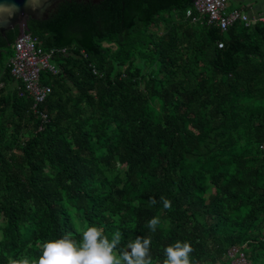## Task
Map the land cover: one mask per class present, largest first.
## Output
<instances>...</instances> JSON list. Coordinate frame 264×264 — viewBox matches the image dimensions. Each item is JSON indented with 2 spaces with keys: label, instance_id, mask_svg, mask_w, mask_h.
<instances>
[{
  "label": "trees",
  "instance_id": "obj_1",
  "mask_svg": "<svg viewBox=\"0 0 264 264\" xmlns=\"http://www.w3.org/2000/svg\"><path fill=\"white\" fill-rule=\"evenodd\" d=\"M193 1L64 0L29 19L65 50L37 111L3 60L18 30L0 33V264L90 226L121 247L150 237L153 264L177 240L191 264H231V246L264 259V24L221 31Z\"/></svg>",
  "mask_w": 264,
  "mask_h": 264
},
{
  "label": "clouds",
  "instance_id": "obj_2",
  "mask_svg": "<svg viewBox=\"0 0 264 264\" xmlns=\"http://www.w3.org/2000/svg\"><path fill=\"white\" fill-rule=\"evenodd\" d=\"M41 0H26L28 6L36 10ZM15 4H0V24L6 23L18 11ZM158 203L155 197L148 201L153 207ZM165 210L171 209V201L160 197ZM160 219L153 216L147 221V227L152 232L157 231ZM122 233L117 231L111 240L104 235L102 229L94 226L86 228L75 239L70 233L64 234L56 240L45 241L41 247V254L35 258L27 256L21 259L9 260L8 264H153L151 255V238L137 236L121 247ZM193 248L189 242L177 240L164 248L163 264H191L190 254Z\"/></svg>",
  "mask_w": 264,
  "mask_h": 264
},
{
  "label": "built area",
  "instance_id": "obj_3",
  "mask_svg": "<svg viewBox=\"0 0 264 264\" xmlns=\"http://www.w3.org/2000/svg\"><path fill=\"white\" fill-rule=\"evenodd\" d=\"M230 2L231 0H194L192 6L186 10V15L192 16L193 21L198 17L205 19L208 24H214L221 31L236 21L243 22L245 26L257 21L264 24V12L250 16L241 8L228 10ZM193 13L197 16H193ZM218 46L221 47L222 43H218ZM12 48L13 54L8 59L10 73L16 81L23 84L24 91L32 96L33 109L37 111L38 105L43 103L51 92L49 85L41 83V73L47 71L56 75L58 68L52 62V57L65 50L57 48L44 50L29 33L17 38ZM40 116L44 120L47 119L46 113L40 112ZM227 255L231 264H251L244 252L236 246L229 247Z\"/></svg>",
  "mask_w": 264,
  "mask_h": 264
},
{
  "label": "water",
  "instance_id": "obj_4",
  "mask_svg": "<svg viewBox=\"0 0 264 264\" xmlns=\"http://www.w3.org/2000/svg\"><path fill=\"white\" fill-rule=\"evenodd\" d=\"M64 0H41L40 4L36 6V10L28 6L26 0H0V4L7 3L9 5L15 4L18 7V11L15 15L7 20L6 23L0 24V33L5 35V32L17 28V38L28 34L27 21L29 19L44 20L47 19L49 14L54 11L56 6ZM81 1V0H76ZM87 1V0H84ZM93 3H98L101 0H91ZM15 39V40H16Z\"/></svg>",
  "mask_w": 264,
  "mask_h": 264
},
{
  "label": "crops",
  "instance_id": "obj_5",
  "mask_svg": "<svg viewBox=\"0 0 264 264\" xmlns=\"http://www.w3.org/2000/svg\"><path fill=\"white\" fill-rule=\"evenodd\" d=\"M234 8H241L245 13L253 16L260 12H264V3L262 0H231L227 9L231 10ZM14 84H16L15 81H13V85L10 87L13 88Z\"/></svg>",
  "mask_w": 264,
  "mask_h": 264
},
{
  "label": "rangeland",
  "instance_id": "obj_6",
  "mask_svg": "<svg viewBox=\"0 0 264 264\" xmlns=\"http://www.w3.org/2000/svg\"><path fill=\"white\" fill-rule=\"evenodd\" d=\"M262 1L264 3V0H262ZM11 55H12V49L7 48V50L4 51V53H3V60L4 61L8 60L11 57ZM251 263L252 264H264V259L262 261H260L259 259L258 260L257 259H252Z\"/></svg>",
  "mask_w": 264,
  "mask_h": 264
}]
</instances>
